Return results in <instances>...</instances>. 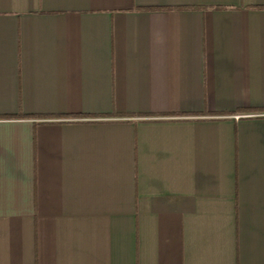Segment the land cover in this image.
Instances as JSON below:
<instances>
[{
  "label": "crops",
  "instance_id": "obj_1",
  "mask_svg": "<svg viewBox=\"0 0 264 264\" xmlns=\"http://www.w3.org/2000/svg\"><path fill=\"white\" fill-rule=\"evenodd\" d=\"M0 264H264V0H0Z\"/></svg>",
  "mask_w": 264,
  "mask_h": 264
},
{
  "label": "built area",
  "instance_id": "obj_2",
  "mask_svg": "<svg viewBox=\"0 0 264 264\" xmlns=\"http://www.w3.org/2000/svg\"><path fill=\"white\" fill-rule=\"evenodd\" d=\"M248 116H235V119L239 120V119H242V118H247Z\"/></svg>",
  "mask_w": 264,
  "mask_h": 264
}]
</instances>
